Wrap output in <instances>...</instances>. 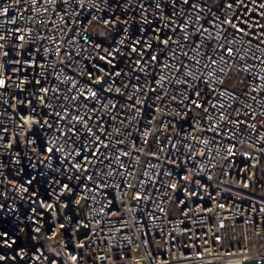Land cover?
<instances>
[{
	"label": "built area",
	"instance_id": "1",
	"mask_svg": "<svg viewBox=\"0 0 264 264\" xmlns=\"http://www.w3.org/2000/svg\"><path fill=\"white\" fill-rule=\"evenodd\" d=\"M264 258V0H0V264Z\"/></svg>",
	"mask_w": 264,
	"mask_h": 264
},
{
	"label": "water",
	"instance_id": "2",
	"mask_svg": "<svg viewBox=\"0 0 264 264\" xmlns=\"http://www.w3.org/2000/svg\"><path fill=\"white\" fill-rule=\"evenodd\" d=\"M242 264H264V258H254L251 260H243Z\"/></svg>",
	"mask_w": 264,
	"mask_h": 264
}]
</instances>
